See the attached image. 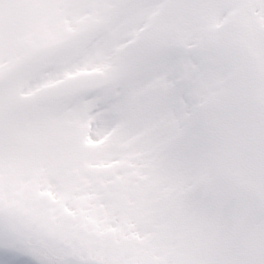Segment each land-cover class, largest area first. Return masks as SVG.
Wrapping results in <instances>:
<instances>
[{"label": "snow or ice", "instance_id": "snow-or-ice-1", "mask_svg": "<svg viewBox=\"0 0 264 264\" xmlns=\"http://www.w3.org/2000/svg\"><path fill=\"white\" fill-rule=\"evenodd\" d=\"M0 264H264V0H0Z\"/></svg>", "mask_w": 264, "mask_h": 264}]
</instances>
